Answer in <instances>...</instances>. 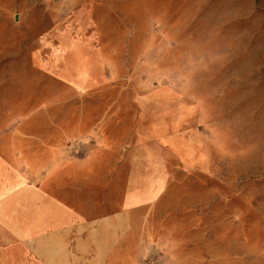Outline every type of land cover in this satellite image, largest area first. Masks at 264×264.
Returning a JSON list of instances; mask_svg holds the SVG:
<instances>
[{
	"label": "rangeland",
	"instance_id": "374dc122",
	"mask_svg": "<svg viewBox=\"0 0 264 264\" xmlns=\"http://www.w3.org/2000/svg\"><path fill=\"white\" fill-rule=\"evenodd\" d=\"M12 137L46 166L154 152L168 191L137 264H264V0H0Z\"/></svg>",
	"mask_w": 264,
	"mask_h": 264
},
{
	"label": "crops",
	"instance_id": "0c3cea01",
	"mask_svg": "<svg viewBox=\"0 0 264 264\" xmlns=\"http://www.w3.org/2000/svg\"><path fill=\"white\" fill-rule=\"evenodd\" d=\"M76 70L75 84L86 85L90 74ZM24 142L26 151L17 137L0 140V264H137L153 246L141 209L168 191L154 152L82 157L58 146L46 166Z\"/></svg>",
	"mask_w": 264,
	"mask_h": 264
}]
</instances>
